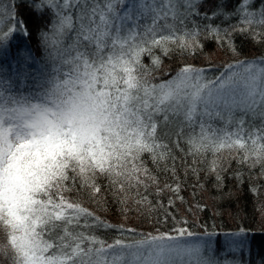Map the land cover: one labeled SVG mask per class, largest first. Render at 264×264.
I'll use <instances>...</instances> for the list:
<instances>
[{"label": "snow or ice", "instance_id": "snow-or-ice-1", "mask_svg": "<svg viewBox=\"0 0 264 264\" xmlns=\"http://www.w3.org/2000/svg\"><path fill=\"white\" fill-rule=\"evenodd\" d=\"M206 4L11 0L0 6V57H11L7 68L0 64L7 74L0 75V264H218L211 239H185L195 235L186 220L170 232L156 227L168 223L190 179L203 187L201 180L211 178L222 199L236 195L223 192L232 159L237 185L245 184L246 167L248 190L264 187V56L165 66L166 57L198 58L203 41L225 55L240 54L237 37L264 46V0ZM17 38L35 40L43 63L33 67L31 48L13 54ZM29 80L35 94L11 91ZM236 111L243 113L238 120ZM247 116L259 125L246 129ZM234 120L236 130L226 131ZM224 150L235 153L227 166ZM81 191L98 204L110 196L123 213L159 208L163 220L153 225L156 234L135 236V229L106 223L68 195ZM101 227L135 238L105 244L93 234ZM231 243L241 252L247 246L244 239Z\"/></svg>", "mask_w": 264, "mask_h": 264}, {"label": "trees", "instance_id": "trees-1", "mask_svg": "<svg viewBox=\"0 0 264 264\" xmlns=\"http://www.w3.org/2000/svg\"><path fill=\"white\" fill-rule=\"evenodd\" d=\"M213 0H207L206 7L211 5ZM11 0H0V6H10ZM231 7V3H229ZM217 23H220L217 20ZM231 23H237V19L233 17ZM203 40V37H201ZM205 43L204 52L196 59L188 58L183 60L176 56L173 58H165V66L170 68H176L179 64H192L195 67H207L209 60L207 57H211L212 63H221L224 61L235 62L240 60L255 59L264 56V46L244 41L242 38L237 37L236 43L240 47L241 52L239 55H225L223 52H218L215 43L212 41H203ZM31 48L33 54L36 57L38 64L33 67H38L43 63L44 53L42 50H37V42L35 40L26 41L23 38H17L13 41V54L16 48ZM175 56V54H174ZM11 57H0V64H4L5 68L8 67ZM145 64H149L150 61L146 58ZM0 75H7L6 73H0ZM159 76V74H157ZM167 77H165L166 79ZM160 82L159 80L154 81ZM34 87V82L29 80L25 83L22 90L30 91ZM14 92V89H11ZM253 123L259 125V119H253ZM207 156L208 160L213 159L212 156ZM233 154H222L221 159L227 166L228 160ZM147 159V157H146ZM149 167H152L149 161ZM238 167L236 161L232 159L230 165V171L227 173L226 184L223 189L224 193H236L231 198H221V193L212 186L211 178L208 182L201 180L203 187H196L194 179H190L186 182L180 193L183 196V201H175L177 207H174L170 212V218L167 224L156 225L163 232H170L173 224L177 227L180 225L177 220H186L187 223L184 227H190V231L195 233L196 236L204 239L205 232H215L213 238V256L218 264H264V187H260L258 192H250L248 189L251 186L248 180L247 168L245 167V184L241 188L235 183L232 177V170ZM258 171V169L256 170ZM255 172L253 176H255ZM183 175V172H181ZM163 175L161 181L163 182ZM259 183L264 184V181ZM240 188L237 193V189ZM68 195L85 207L89 211L93 212L95 216L99 217L106 223H110L115 226H123L126 229H135V236L140 234H156V228L153 227L156 224V220L159 218L163 220L162 211L157 208L156 211L151 214L145 213L141 215L133 206L127 213L121 211V207L114 203L110 196L108 203H96L88 199L86 192H70ZM164 204L167 205L168 196L163 197ZM199 204L201 208L198 210L196 205ZM175 217L173 219L172 217ZM83 223V221H82ZM91 223V218H89ZM222 232L228 234L227 237L222 236ZM93 234L98 239L105 242V244L113 243L115 236L129 235L133 233L124 232L119 233L115 228L105 229L103 227L95 229ZM171 234V233H170ZM243 234V235H238ZM194 235V236H195ZM134 236V235H133ZM244 239L247 242V246L241 252L240 249L235 248L232 245V241Z\"/></svg>", "mask_w": 264, "mask_h": 264}, {"label": "rangeland", "instance_id": "rangeland-1", "mask_svg": "<svg viewBox=\"0 0 264 264\" xmlns=\"http://www.w3.org/2000/svg\"><path fill=\"white\" fill-rule=\"evenodd\" d=\"M247 60H255V59H247ZM210 74L211 73H209V75ZM12 89H14V93H17L18 95H24V96H28L30 94H35V92L37 91V89L35 88V86L30 91H28L30 88L27 89V90H22V88H20L18 85L14 86ZM242 115H243V113H241L240 111H236L235 112V118H236V120H238ZM253 119L254 118L251 117V116L245 117V125H244V127L246 129L249 128L250 125L254 124L253 123ZM210 123H212L213 126L215 128H217V129H225V122L224 121H221V120H213V121H210ZM236 128H237V124H236V122L234 120L231 124L227 125L226 131L232 132V131H235ZM162 131H166V130L165 129H158V132H162ZM222 154H224V155L226 154V156H227L229 154H233L234 155L235 153L234 152H229L228 150H224ZM209 156H212V155L210 154ZM212 233H214V235L216 234L215 232H212ZM153 234H155V233H153ZM214 235L211 236V237H208V236L205 235L204 236V239L201 238V237H198L196 235L195 236H192V237H185V239H188V240L193 241V242H203V241H206L208 239L213 240V238L215 237ZM121 236H123L126 240H129L131 238H135V236H133V235L132 236H129V235L124 236V235L121 234ZM136 236H139V235H136ZM222 236L227 237L228 234L225 233V232H222ZM117 237H120V236H115V238H117ZM214 257H216V256H214ZM215 260H217V259H215Z\"/></svg>", "mask_w": 264, "mask_h": 264}]
</instances>
